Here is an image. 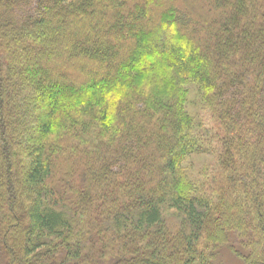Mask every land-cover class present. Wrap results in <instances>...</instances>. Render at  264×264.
Listing matches in <instances>:
<instances>
[{
    "label": "trees",
    "instance_id": "16d2710c",
    "mask_svg": "<svg viewBox=\"0 0 264 264\" xmlns=\"http://www.w3.org/2000/svg\"><path fill=\"white\" fill-rule=\"evenodd\" d=\"M188 84L221 187L181 168L209 134ZM223 249L264 264V0H0V264Z\"/></svg>",
    "mask_w": 264,
    "mask_h": 264
},
{
    "label": "rangeland",
    "instance_id": "374dc122",
    "mask_svg": "<svg viewBox=\"0 0 264 264\" xmlns=\"http://www.w3.org/2000/svg\"><path fill=\"white\" fill-rule=\"evenodd\" d=\"M92 69L96 70L94 67ZM79 72L80 71H78V73ZM79 74H77L76 77H80ZM185 88L190 89L189 97L186 102V110L194 117L197 134H199L200 130L202 134L203 130H207L209 134L207 137L205 136L199 139L198 145H196L193 154L184 159L181 168H183L188 177L195 182L203 181L208 178V181H211L215 186H218L222 181V174L224 173V167L220 162L221 142L214 134L216 131L221 132L219 124L212 119L209 109L205 107V105L201 106L198 92L194 91V86L188 84ZM198 122L201 123L200 126L198 125ZM68 150L70 151V149ZM77 150L78 149L73 148L69 155L62 158V163H60L58 156L57 159L63 172L67 171L64 175L71 172L69 170L72 160L81 158V154L77 153ZM57 167L59 169V166ZM219 187H221V185H219ZM75 188L77 189V187ZM221 255L220 259H223V264H246L242 259L235 256L227 249H223Z\"/></svg>",
    "mask_w": 264,
    "mask_h": 264
}]
</instances>
